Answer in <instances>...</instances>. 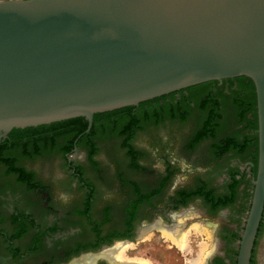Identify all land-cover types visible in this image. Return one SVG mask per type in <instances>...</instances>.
Listing matches in <instances>:
<instances>
[{"label":"water","instance_id":"1","mask_svg":"<svg viewBox=\"0 0 264 264\" xmlns=\"http://www.w3.org/2000/svg\"><path fill=\"white\" fill-rule=\"evenodd\" d=\"M253 80L259 155L237 264L264 211V0L0 1V137L196 85ZM208 264V261H207Z\"/></svg>","mask_w":264,"mask_h":264},{"label":"rangeland","instance_id":"2","mask_svg":"<svg viewBox=\"0 0 264 264\" xmlns=\"http://www.w3.org/2000/svg\"><path fill=\"white\" fill-rule=\"evenodd\" d=\"M241 85L239 81L231 86L239 89ZM246 85L247 82L240 89L244 95L248 92ZM225 92L228 95L221 92L217 96L221 103L216 102L214 106L222 114L220 126L216 125L215 132H204L209 116L201 118L200 115L199 119L193 118L195 124H190L189 121L184 123L178 113L170 112L168 118L146 116L132 145L128 143L130 133L124 125L119 126L120 129L118 126L110 128L92 146L81 147L76 153H69L67 145L54 148L44 147L43 144L38 152L32 151L30 154L24 153L23 148L16 149L5 159H0V210L3 206L1 199L9 194L21 193L26 198H35L31 203H26L25 209L34 213L31 226L36 228L39 224H45L51 213L42 206L47 200L50 205H55V199L64 201L62 205L65 209L76 214L83 211L89 194L82 182L97 189V203L93 209L97 219L107 214L106 209L110 205L118 208L116 205L123 194L119 187H123L131 196L135 191L142 190L150 195L158 190L162 196L150 201L157 209L175 204V201H167L165 197L169 195L173 198L187 189L192 196L171 214L175 211L176 214H194L185 228L190 230L186 248L180 249L159 230L153 231L151 239L142 241L140 236L146 222L152 225L163 219L158 216L152 219L150 212L146 211L138 220L137 240L129 246L125 255L129 259H144L151 264H191L200 256V244L205 239L191 229L194 224L203 222L214 225L215 231L217 229L218 254L224 256L228 239L235 242L234 246L241 239L253 196L252 179L255 176L248 170L251 146H244L238 151L235 143L226 144L235 137L241 141L251 138L254 117L252 114L242 116L237 98L230 96L232 94L228 87ZM206 105L197 103L199 113H203L200 110ZM189 169L192 171L188 172ZM236 173L240 179L237 184L232 179ZM127 174L131 179H136L134 184L137 187L126 183ZM243 175L247 177L243 179ZM30 181L35 188L32 184L27 187ZM214 198L218 200L213 202ZM33 202L39 203L36 205ZM90 208L87 210L90 211ZM120 210L124 214L130 208L122 207ZM19 220L12 219L14 223ZM78 223L75 222L76 225ZM166 223H172V220H166ZM84 226L89 233L93 229L90 223ZM6 232L12 237L13 233L9 230ZM80 264L89 262L82 261ZM256 264H264V233L256 249Z\"/></svg>","mask_w":264,"mask_h":264},{"label":"flooded vegetation","instance_id":"3","mask_svg":"<svg viewBox=\"0 0 264 264\" xmlns=\"http://www.w3.org/2000/svg\"><path fill=\"white\" fill-rule=\"evenodd\" d=\"M240 80H242L241 77H236L223 80L222 82L212 81L189 87L187 89L142 102L135 106L133 113H131L129 109H125L128 107L113 111L96 113L104 115L97 119L96 132L92 137H83L84 135H81L79 139L75 141V139L72 138L67 140V138H65V136H68L66 133L62 135H56L45 132L41 135L30 136L20 140V142L18 141L15 145H11L5 153L8 155L18 148H26L23 150V152L30 154L32 151L38 152V150L43 148V144H45L44 147L52 146L54 148L65 145H67V147L70 145H75V147L73 146L74 148H71V153H76L81 147L92 146L95 142H97V140L100 139L101 134H105L110 128L124 125L125 129L128 131V133H130L128 139L130 142L128 143L132 145V141L134 142L133 139L137 137L136 135L140 129L141 121L146 116L168 118L170 112L172 114L178 113L181 117H183L184 123L189 121V123L191 122L190 124H192L194 121L193 118L199 119L200 115L201 118H206L208 116L210 117L212 111L215 110V103L220 102L217 96H219L221 92H225L227 87L230 88L232 83L235 84ZM198 102H200V104H208L206 105V108L200 110L203 112L202 114L199 113L196 108ZM95 115L91 130L95 125ZM53 123L45 125H52ZM90 131L85 133H90ZM8 138L9 136L7 138L0 137V142L3 143L4 140ZM80 140H82L81 143ZM32 144H34L33 147ZM252 167L253 163L249 162V173H251ZM190 171L192 170L189 169L188 172ZM135 180V178L131 179L128 176L126 183L135 187ZM31 184L34 187V184L31 181L29 184H27V187H31ZM82 184L83 187H86L89 194L85 209L83 211L76 214L71 212V210L68 211L65 209V207L62 205V202L64 201L60 202L59 199L56 200L54 198L56 200V202L54 200L55 205H50L49 201L47 200V202L42 204V206L44 205V208L49 209L51 213L45 224H39L36 228L31 226L33 223L32 218L34 213H32V211L30 213L25 209L26 203H31L35 198H26L21 193H15L7 195V197L3 198V200L1 199L3 206L2 210H0V219L3 221L0 222V264H75V262L81 260L83 256H97V259L94 261L95 264H111L108 259L98 257V255H101L104 250L113 247L117 243L126 241L125 243H132V245L135 244L139 234V230L137 229L139 225L138 220L143 212H150L149 217L152 219L155 216L162 217L163 219L159 220L162 222V225L172 227L175 225L174 215H177L176 211L173 213V215H171L172 211L177 209L180 204H183L185 200L192 196L190 189V192H188L187 189H183V191L180 192L178 196L174 195L173 198H171L168 197V195L165 197L168 199L167 201H175V204H170L167 208L157 209L154 207V205H152L151 202L153 199H159L160 196H162L158 190H154L150 195H146V193L142 190L140 192L135 191V193L131 196L126 193L125 189L123 190V187H119L118 189L120 193L123 194H121V199L116 205L118 208L116 209V207L110 205L111 207L106 209L107 214L102 218L100 217V219H97L98 217L94 214L95 211L93 210L97 203V189L94 185H87L85 182H82ZM214 199L215 201L213 202L218 200V198ZM146 200H148V203ZM251 200L252 199H250V203ZM90 206V211H88L87 208ZM122 207H128L130 210L126 213L124 212L123 214L122 210H120ZM20 212L23 215H21ZM248 212L249 211H247L246 215H248ZM15 218L20 220L14 223L12 219ZM165 219L167 221L172 220V223H166ZM75 222L79 223L76 225ZM89 223L93 228L90 233L88 230H86V226H84L88 225ZM188 224L189 222L187 225ZM153 225L154 224H152V226ZM148 226H151V224L146 222L144 228ZM2 227H4V229ZM5 229L13 233L12 237H9V234ZM156 230L160 229H153V231ZM263 233L264 211L254 244L251 264H256V249L259 239ZM113 242L115 243L113 244ZM234 244L235 242H232L229 238L224 256L218 254L217 245V249L207 260L208 264H237L239 243L237 246H234ZM126 264L133 263L126 262Z\"/></svg>","mask_w":264,"mask_h":264},{"label":"trees","instance_id":"4","mask_svg":"<svg viewBox=\"0 0 264 264\" xmlns=\"http://www.w3.org/2000/svg\"><path fill=\"white\" fill-rule=\"evenodd\" d=\"M242 80L240 82L242 83L241 87L239 86V89L233 88L232 86L229 88V91L232 95L231 97H236V101L239 104V109L242 114V116H247L249 114H252L254 117V122L251 123L253 128V136L247 137L246 140H238L237 137L232 139L231 142L226 144L235 143V148L239 151L244 148V146H251L252 148V154H251V163H253V167L251 168V174L257 175V166H258V155H259V148H258V117H257V97H256V90L255 85L252 79L248 77H241ZM232 81V80H231ZM247 82L248 85H246V88H248V92L246 95L241 92V90L244 88V84ZM218 83V82H216ZM244 83V84H243ZM231 85H234L232 83ZM248 86V87H247ZM241 89V90H240ZM224 90V89H223ZM226 95L228 93L224 92ZM228 97V96H227ZM218 104V103H217ZM125 108V107H124ZM129 111L131 113L134 112L135 106L131 107L128 106ZM124 109V110H125ZM126 111V110H125ZM221 112V111H220ZM219 112L218 108L215 109V111H212V114L209 117L208 123L206 125L204 132H215L216 131V125L220 126L219 118L221 117V113ZM115 114V113H114ZM104 114H96L95 115V125L93 126V129L90 131V133H85L88 128V121L85 117H78L73 118L69 120H64L61 122L53 123L52 125H44L39 127H30L26 129H14L10 134L9 138L4 140V142H0V159H5L6 157V151L10 148L11 145H15L18 141L30 137V136H38L45 132L53 133L56 135H62L65 134L68 136H65L67 139H75L78 140L81 135H84L83 137H92L94 136L96 132V123L97 119L100 118ZM82 137V138H83ZM250 138V142L249 139ZM82 140H80L81 143ZM230 145V146H231ZM75 145H70L68 152H71V148H74ZM26 149V148H23ZM14 164V163H13ZM15 166V164H14ZM254 176V177H255ZM247 176L243 175L242 178L245 179ZM233 182L235 184L240 182V179L238 178L237 173L232 176Z\"/></svg>","mask_w":264,"mask_h":264},{"label":"bare ground","instance_id":"5","mask_svg":"<svg viewBox=\"0 0 264 264\" xmlns=\"http://www.w3.org/2000/svg\"><path fill=\"white\" fill-rule=\"evenodd\" d=\"M193 216L194 214H192L191 212L174 215L175 225L172 227H167V225L164 226L162 225L161 221H158L153 226H148L142 230L141 239L142 241L149 238L151 239L154 234L153 229L158 228L166 239L172 241L177 247L183 250L187 246L190 231L185 230V228L188 221L191 220ZM213 226L211 224L203 222L196 223L192 226L191 230H193L197 236L204 237L205 239L200 244V256H198L197 260H193L191 264H207L208 258L217 249L218 244L215 239V226ZM125 242L117 243L113 247L104 250L101 255H98V257L108 259L111 264H126V262H130L133 264H151L149 261L144 259L133 260L127 258L125 253L129 246L132 245V243L130 244ZM96 259L97 256H87L82 260H78L77 262H75V264H80L82 261L89 262V264H95L94 261Z\"/></svg>","mask_w":264,"mask_h":264}]
</instances>
